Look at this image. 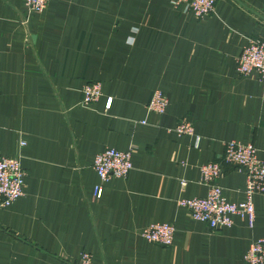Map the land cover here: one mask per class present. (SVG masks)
<instances>
[{
  "label": "crops",
  "instance_id": "1",
  "mask_svg": "<svg viewBox=\"0 0 264 264\" xmlns=\"http://www.w3.org/2000/svg\"><path fill=\"white\" fill-rule=\"evenodd\" d=\"M248 38L264 40V0H215L203 19L173 0H49L29 15L24 0H0V156L25 172L23 195L0 206V264H78L83 252L93 264H243L264 238V195L251 227L233 216L218 230L178 201L206 195L199 167L221 162L228 141L264 161L262 86L236 71ZM91 82L101 96L84 106ZM156 90L162 114L146 110ZM181 121L193 136L172 131ZM106 148L132 150L126 178L98 179ZM217 184L244 200L243 171L223 166ZM154 223L174 227L170 247L141 237Z\"/></svg>",
  "mask_w": 264,
  "mask_h": 264
},
{
  "label": "built area",
  "instance_id": "2",
  "mask_svg": "<svg viewBox=\"0 0 264 264\" xmlns=\"http://www.w3.org/2000/svg\"><path fill=\"white\" fill-rule=\"evenodd\" d=\"M49 0H24L26 13L41 14L47 8ZM173 6H180L183 14H191L196 19L214 12L215 0H173ZM236 71L241 76L252 72L258 76L264 98V40L248 38L247 45L236 59ZM81 104L88 106L95 103L101 96V86L98 82L87 83L81 88ZM112 99L106 100L104 109L109 110ZM167 98L160 91L153 92L146 104L150 113L162 114L167 107ZM144 124V122H142ZM172 131L177 136H193V127L184 121L179 122ZM25 145L24 141L20 146ZM132 150L119 151L106 148L96 154L92 168L101 182L111 178L124 179L132 169ZM223 166H229L245 173L243 189L244 200L241 203H229L223 197L222 188L217 184L223 173ZM200 184L207 187V193L202 198L180 199L178 206L185 209L194 221L208 225L211 230L229 228L232 217L245 218L251 227L254 221L253 197L264 195V161L257 157L253 144H241L228 141L223 145L221 162H211L199 167ZM25 172L21 168L19 156L4 158L0 156V206L7 207L23 195ZM185 181L181 185L185 186ZM102 188L97 185L93 189L95 199H99ZM175 229L168 223H154L141 232V237L147 242L170 247L173 243ZM78 264H93L89 253L80 254ZM243 264H264V238L252 242L243 257Z\"/></svg>",
  "mask_w": 264,
  "mask_h": 264
}]
</instances>
